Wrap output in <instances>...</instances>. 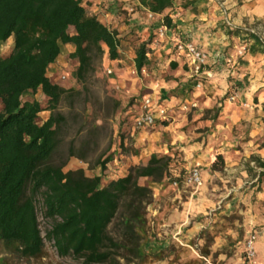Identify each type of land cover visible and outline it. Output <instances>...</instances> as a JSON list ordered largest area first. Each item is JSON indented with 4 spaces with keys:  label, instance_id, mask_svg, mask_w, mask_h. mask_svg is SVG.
Listing matches in <instances>:
<instances>
[{
    "label": "trees",
    "instance_id": "1",
    "mask_svg": "<svg viewBox=\"0 0 264 264\" xmlns=\"http://www.w3.org/2000/svg\"><path fill=\"white\" fill-rule=\"evenodd\" d=\"M139 1L156 14L173 6V0ZM163 23L172 27L168 14ZM249 34L256 36L251 30ZM154 36L153 32L147 39L131 35L127 41L96 14H88L83 0H0V43L12 38L10 52L0 55V242L11 254L8 259L0 257V264L45 254L38 198L49 222L45 238L61 258L76 264H144L149 255L146 248L156 247L147 236V206L153 191L139 180L171 182L185 176L174 178L170 173L169 155L151 154L146 164L130 165L125 175L106 183L100 174L88 176L83 168L64 170L66 163L52 162L66 122L59 104L79 90L53 82L48 74L65 44L73 46L69 57L77 63L74 77L82 86L104 54L110 60L125 59L128 48L131 64L140 72L151 63ZM170 64L176 67L175 62ZM38 92L46 105L35 97ZM28 93L34 96L26 97ZM206 111L217 112L216 108ZM42 112L48 114L41 118ZM72 156L85 159L70 147ZM111 159L98 161L102 170ZM253 160L264 173V160ZM223 167L218 154L211 169ZM113 227L117 236L111 234ZM171 245L166 246L168 253ZM161 251L152 255L164 259Z\"/></svg>",
    "mask_w": 264,
    "mask_h": 264
},
{
    "label": "crops",
    "instance_id": "2",
    "mask_svg": "<svg viewBox=\"0 0 264 264\" xmlns=\"http://www.w3.org/2000/svg\"><path fill=\"white\" fill-rule=\"evenodd\" d=\"M231 1L173 0L171 8L151 19L138 0H83V4L88 14H96L126 40L131 37L128 33L137 29H142L146 37L152 32L155 34L150 45L153 50L149 54L151 63L145 68L148 81L145 83V77L138 78L137 75L130 79L132 82L137 80L138 88L133 93L143 91L142 98L152 99V111L160 106L168 113L166 120H159L158 124L146 129L136 131L133 123L137 116L126 124L135 151L128 157L117 152L119 155L106 163L110 168L118 169L111 173L110 180L125 175L130 165L146 164L151 154L170 156L169 171L174 178L185 176L191 167H198L202 177L199 187L187 185L184 179L178 180L176 186L168 179L161 182H152L150 178L139 180L153 191L154 202L149 206L155 207L149 215L158 227V234L162 235V246L177 242L189 248L188 241L194 237L199 239L205 229L212 230L208 222L215 221L217 215L223 213L214 210L215 205L227 197L235 198L232 192H238L244 180L247 184L244 189L250 188L249 193L254 194L259 208L254 217L261 225L258 232L255 230V264H264V173L253 160H264V42L250 35L251 29L244 26L245 22L264 17V5H238L235 2L226 5ZM137 7L140 13L136 11ZM123 11L130 16V22L123 21L126 15ZM166 14L171 17L172 27L164 36H159L158 30ZM228 19L231 25L226 24ZM177 40L192 42L207 53L205 70H212L213 75L210 78L198 75L202 87L194 86L197 77L193 76L188 57L176 50ZM240 50H243L241 55L238 54ZM64 51L72 52L73 46L62 45L60 56ZM126 54L131 59L130 48ZM121 61L122 58L108 59V67ZM171 61L176 63L173 69ZM227 93L236 94V97L226 98ZM141 99L135 108L138 114ZM184 103H194L195 107L184 111ZM213 108H216V114L206 111ZM120 139L124 143L127 138ZM218 154L224 160L221 171L211 169ZM227 205L229 201H226ZM217 242L211 246V251L220 248ZM239 244L234 245L230 255L227 253L230 242H222L218 261L221 264H250L245 256L241 257L244 250Z\"/></svg>",
    "mask_w": 264,
    "mask_h": 264
},
{
    "label": "rangeland",
    "instance_id": "3",
    "mask_svg": "<svg viewBox=\"0 0 264 264\" xmlns=\"http://www.w3.org/2000/svg\"><path fill=\"white\" fill-rule=\"evenodd\" d=\"M234 2L235 4L238 3V5H264V0H232L231 2H227L226 5H231ZM136 9H138L136 11L139 13L141 12L140 8L137 7ZM123 12L126 13V11ZM128 18H130V16L126 13L123 21L127 23L130 22ZM229 19L231 20V18ZM244 26L253 30L256 37L264 42V17L254 19L249 23L245 22ZM141 30L142 29H137L128 34L141 36L142 38L144 36L146 37V34L143 36ZM147 38L148 37H146V39ZM11 47L12 38L7 39L5 42H1L0 55H7ZM152 51L151 49V52ZM158 63L160 65L162 64L161 61H158ZM76 64V61L69 57L68 51H64L58 58L56 64L48 69V74L53 82L65 88L73 87L79 90V93L75 96L64 97L59 104L58 111L65 116L66 122L61 130L60 144L52 157V162L55 164L66 163L64 170L83 168L85 174L88 176L100 174L102 175L103 183H106L110 180L112 176L111 173H114V171L118 169L110 168L105 165V169L102 170L98 161L106 156H112L113 159L119 154L127 157L134 154L135 149L132 145V137L128 135L129 133L125 127L128 122H133L134 117L139 115L138 110L135 108L139 105V100L143 96V91L133 93L135 88H138L137 80H135L134 83L130 77H136V75L138 78L145 77L143 81L146 83V81H148V77H146L147 70L137 72V74L132 73V64L129 57L122 59L121 63H117L116 66L109 65L108 67V58L104 54L102 58L96 62V72L92 74L87 84L82 86L76 82L74 77ZM107 68H110L112 73L108 74ZM61 76H65V78ZM151 76L154 77V75ZM121 78L124 80L121 81ZM154 81L156 82V80ZM33 96L34 95L29 93L26 94V97ZM230 96V93H227L226 98H230ZM35 97L40 99L43 105H46V99L40 92L35 94ZM115 101L118 102L117 107L114 106ZM209 113L211 115L214 114L212 112ZM47 114V112H42L40 116L44 118ZM153 115L156 120V125L158 124L159 117L157 114ZM146 128L148 127H144V129ZM135 129L136 131L141 130V128L137 127H135ZM120 137L127 139H125L123 143ZM70 147L73 148L76 154L83 155L85 159L81 160L75 156L69 157ZM117 152H119V154ZM248 181H250V179H248ZM241 182L239 191L232 192V196L235 198L231 199V197H227L222 200L223 202L215 205L214 210L223 212L224 214L220 213L217 215L215 221L208 222L207 225L212 227V230L208 231L205 229L204 232L200 234L199 239H195L194 237L188 241L191 248L183 247L177 242L170 243L173 244L171 245L172 251L168 253V250H165L166 247L162 246V240L160 239L162 235L158 234V227L155 223L153 224L151 222L153 219H151L149 215L150 210L155 206L150 208L148 205L147 217L149 227L147 236L149 240H151V244L156 247L151 246L146 248V252H148L149 255L144 264H221L218 258L222 253V242H225V244L230 242V251L228 250L227 252L230 255L233 253L236 243L240 242L239 245L243 246L244 250L241 251V257L244 258L246 237L251 230H257L258 232L261 225L256 223L254 218L259 212V208H257L256 204L257 200L254 194L251 195V193H249L250 188L244 189V185H247L244 180ZM191 189L192 188L189 187V190ZM169 190L172 191V187H170ZM226 201H229V205L227 206H225ZM153 202L154 199L151 203ZM36 207L39 228L44 237L45 254L40 259H20L15 261L14 264H76V262L69 258L59 257L52 241L45 238L46 231L49 228V222L43 217V208L40 198L36 201ZM206 211L210 212L208 209ZM111 234L117 236V231L114 227L111 228ZM217 240L220 248L211 251V246ZM155 250H163L161 251L163 253L162 255L166 258H155V256L152 255V252ZM10 256L11 254L8 248L0 242V257L8 259ZM246 262L255 264L256 252L253 260H248L246 258Z\"/></svg>",
    "mask_w": 264,
    "mask_h": 264
},
{
    "label": "built area",
    "instance_id": "4",
    "mask_svg": "<svg viewBox=\"0 0 264 264\" xmlns=\"http://www.w3.org/2000/svg\"><path fill=\"white\" fill-rule=\"evenodd\" d=\"M139 1V0H138ZM139 6L140 3H139ZM142 7V6H141ZM146 11V15L148 18H154L157 14L149 11L147 8L143 7ZM130 10H133L131 8ZM226 24L231 25L230 20H225ZM168 28L167 26L162 23L158 34L159 36H164L167 32ZM253 31V30H251ZM175 48L178 52L184 53L186 57H188L189 63L191 65L193 76L197 77L195 87L200 88L202 87V79L198 78V75H203L206 78H210L213 75V71L210 69L205 70V66H207V59L208 55L204 51L200 50L194 43L187 42L183 40H177L175 43ZM243 53V50L238 51V54L241 55ZM141 71H145V68L141 69ZM133 73H137V70L133 67L132 69ZM107 73H112V70L110 68H107ZM62 78H65V76H61ZM236 97V94H232L230 96V99H234ZM152 106L154 104L152 103V99L150 97H144L140 101V113L136 117L134 124L137 128H144V127H151L156 123V120L154 118L153 114H157L159 117V120H166L167 119V111L164 107H156L154 111L151 110ZM189 107H195L194 103L191 104H182V109L187 110ZM184 182L187 185H192L194 187H199L202 185V177L201 173L198 167H191L187 174L184 177ZM171 183L176 186L177 180H172ZM257 239V233L255 230H251L249 235L246 237L245 240V256L248 260H253L255 257V242Z\"/></svg>",
    "mask_w": 264,
    "mask_h": 264
}]
</instances>
